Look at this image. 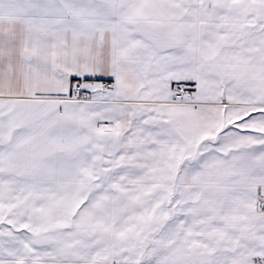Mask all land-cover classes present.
<instances>
[{"label":"snow or ice","instance_id":"obj_1","mask_svg":"<svg viewBox=\"0 0 264 264\" xmlns=\"http://www.w3.org/2000/svg\"><path fill=\"white\" fill-rule=\"evenodd\" d=\"M0 264H264V0H0Z\"/></svg>","mask_w":264,"mask_h":264}]
</instances>
